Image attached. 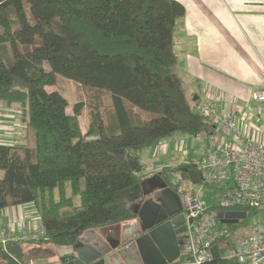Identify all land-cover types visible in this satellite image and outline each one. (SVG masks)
Wrapping results in <instances>:
<instances>
[{
	"label": "trees",
	"instance_id": "1",
	"mask_svg": "<svg viewBox=\"0 0 264 264\" xmlns=\"http://www.w3.org/2000/svg\"><path fill=\"white\" fill-rule=\"evenodd\" d=\"M185 14L179 0H0V100L25 115L23 141L0 142V209L33 203L45 230L37 241L0 247V264H27L26 242L70 245L88 229L134 218L145 179L139 153L177 132L209 129L175 70ZM58 75L93 93L69 112L64 93L48 90ZM104 95L111 100L103 106ZM190 169L159 172L170 184Z\"/></svg>",
	"mask_w": 264,
	"mask_h": 264
},
{
	"label": "built area",
	"instance_id": "2",
	"mask_svg": "<svg viewBox=\"0 0 264 264\" xmlns=\"http://www.w3.org/2000/svg\"><path fill=\"white\" fill-rule=\"evenodd\" d=\"M255 98L264 102V87ZM222 100L209 92L194 103L195 112L209 123V129L195 136L201 142L199 154L183 164L193 165L199 174L197 183L216 184L222 188L217 203L208 204L183 170L170 176V186L177 188L187 220L184 244L179 257L171 264H207L214 259L212 247L217 244L220 257L234 258L236 264H264V223L248 226L244 234L231 242L238 221L226 220V211L252 210L264 204V140L245 132L233 113L232 99ZM223 213V216H219ZM245 219V218H243ZM43 227H0V247L10 243L37 241ZM233 247L229 251V247ZM222 254V255H221Z\"/></svg>",
	"mask_w": 264,
	"mask_h": 264
},
{
	"label": "crops",
	"instance_id": "3",
	"mask_svg": "<svg viewBox=\"0 0 264 264\" xmlns=\"http://www.w3.org/2000/svg\"><path fill=\"white\" fill-rule=\"evenodd\" d=\"M190 1L191 10L182 2L187 15L176 37L179 59L175 67L187 98L193 105L209 92L225 103L232 99L240 127L264 140L258 131L264 128V102L255 98L264 87V0H217V14L213 7L208 11L210 4L206 0ZM22 141L20 138L16 143ZM199 146L198 152L201 143ZM162 150L156 144L154 150L145 148L139 153L145 178L170 166L163 162ZM116 225L96 230L102 234ZM4 226L41 227L39 213L33 203L0 209V227Z\"/></svg>",
	"mask_w": 264,
	"mask_h": 264
},
{
	"label": "water",
	"instance_id": "4",
	"mask_svg": "<svg viewBox=\"0 0 264 264\" xmlns=\"http://www.w3.org/2000/svg\"><path fill=\"white\" fill-rule=\"evenodd\" d=\"M189 175L194 183L199 181L196 169ZM143 198L134 208L136 220L131 227L117 224L119 237L107 229L100 233L88 229L70 245H57L62 263L66 264H124L133 258L145 264H171L180 255L184 244L182 234L187 230V220L178 191L171 187L160 172L146 177L142 183ZM249 213L226 211V220L238 221ZM223 216V213H219ZM124 246H120L121 244ZM122 244V245H123ZM214 258L220 257L219 246L212 247ZM153 259L155 261H148Z\"/></svg>",
	"mask_w": 264,
	"mask_h": 264
},
{
	"label": "rangeland",
	"instance_id": "5",
	"mask_svg": "<svg viewBox=\"0 0 264 264\" xmlns=\"http://www.w3.org/2000/svg\"><path fill=\"white\" fill-rule=\"evenodd\" d=\"M183 2L187 7L188 10L190 9L191 1L190 0H180ZM209 2L210 6L207 8L210 11L213 7L214 13L217 14V0H206ZM27 13L28 17L32 19L31 12L29 5L27 3ZM187 13L178 20V28H177V35L179 36V30H181L182 26H184L185 19ZM24 50V47H21ZM180 76V75H179ZM181 78V77H180ZM59 89L61 90L64 95L67 97L69 102L68 111H73V105L80 101L87 99L88 95L91 92L87 90L86 87L82 86L81 84L75 82L74 80L65 78L61 75L57 77V83L53 86H48V90ZM214 93V92H213ZM189 96L190 92H189ZM111 97L109 95H104L103 106L105 103H109ZM13 107V108H12ZM11 108V109H10ZM6 110V111H2ZM143 116H151L150 112H146L144 110H139ZM24 110L19 108L16 104L0 100V142L4 143H16L19 142L20 138H22L24 134ZM80 123L82 126L83 131H87L90 123H91V116L90 111L88 108H85L82 114L79 116ZM264 120V119H263ZM262 120V123L264 122ZM261 134L264 135V128L260 127L258 130ZM200 140L195 135L190 134H182L180 132L175 133L171 137L165 138L156 144L162 147V157L163 162L166 164L176 165L178 163H183L188 161L192 157H196L199 153V145ZM155 144V145H156ZM167 148V149H166ZM150 151L154 150V145L148 148ZM166 150V151H165ZM158 158L154 159L155 161ZM153 160V162H154ZM147 164V160L144 161ZM152 164V163H150ZM149 164V165H150ZM180 165V164H179ZM175 167V166H173ZM163 168V167H162ZM190 187L195 191L199 192V196L201 199L207 201L208 204H214L218 202L220 193L222 192V188L216 184H203V183H192ZM133 219V218H132ZM132 219H129L121 224L129 223ZM256 223H264V204L257 208V210H252L251 214L242 219L238 223H232L231 227L233 230H236V235L231 238V242H236V238H238L241 234L246 232V228ZM41 224V223H40ZM233 247H229V251H232ZM23 259L24 262L27 264H37V263H48V262H57L60 263V255L57 250V246L53 244H37V243H24L23 244ZM228 259V258H227ZM132 264H140L142 263L137 258H133L130 260ZM124 264H129L127 261Z\"/></svg>",
	"mask_w": 264,
	"mask_h": 264
},
{
	"label": "flooded vegetation",
	"instance_id": "6",
	"mask_svg": "<svg viewBox=\"0 0 264 264\" xmlns=\"http://www.w3.org/2000/svg\"><path fill=\"white\" fill-rule=\"evenodd\" d=\"M133 221L131 222V223H129V224H126V226H130L131 227V225L136 221L135 219H132ZM111 234H112V236H114L115 238H118L119 237V230H118V228H117V225L116 226H114L113 228H111ZM183 236L185 235V232L182 234ZM123 244V243H122ZM120 245V246H124V245H126V243L125 244H123V245ZM139 260V259H138ZM142 263H140V264H145V260H140ZM148 261H151V262H153V261H155V260H153V259H149ZM130 264H132L131 262H130Z\"/></svg>",
	"mask_w": 264,
	"mask_h": 264
},
{
	"label": "bare ground",
	"instance_id": "7",
	"mask_svg": "<svg viewBox=\"0 0 264 264\" xmlns=\"http://www.w3.org/2000/svg\"><path fill=\"white\" fill-rule=\"evenodd\" d=\"M220 258V257H219Z\"/></svg>",
	"mask_w": 264,
	"mask_h": 264
}]
</instances>
